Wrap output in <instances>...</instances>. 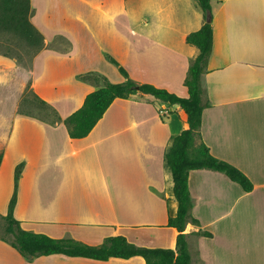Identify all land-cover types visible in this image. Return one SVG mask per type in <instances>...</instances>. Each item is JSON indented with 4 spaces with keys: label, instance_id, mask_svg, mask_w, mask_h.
Here are the masks:
<instances>
[{
    "label": "crops",
    "instance_id": "0c3cea01",
    "mask_svg": "<svg viewBox=\"0 0 264 264\" xmlns=\"http://www.w3.org/2000/svg\"><path fill=\"white\" fill-rule=\"evenodd\" d=\"M210 4L213 48L200 79L195 144L239 168L253 188L219 171L190 170L198 224L185 226L188 250L192 264H264V0ZM30 9L44 39L28 68L30 87L61 120L12 117L0 153V226L24 162L13 210L23 229L90 245L121 235L137 246L175 248L177 231L166 224L178 209L167 153L185 113L136 93L115 98L83 137H70L63 120L106 81L125 80L110 58L137 84L187 96L184 79L199 50L186 36L203 24L201 8L195 0H30ZM10 68L23 70L0 53V83ZM0 264L146 263L141 256L25 258L0 239Z\"/></svg>",
    "mask_w": 264,
    "mask_h": 264
},
{
    "label": "trees",
    "instance_id": "16d2710c",
    "mask_svg": "<svg viewBox=\"0 0 264 264\" xmlns=\"http://www.w3.org/2000/svg\"><path fill=\"white\" fill-rule=\"evenodd\" d=\"M195 1L203 12L204 22L199 29L186 36V42L195 45L199 50L184 79L187 96H178L149 83L137 84L129 79L124 67L119 65L115 59L110 58L111 62L118 66L125 80L117 83L106 81L101 87L89 92L82 105L63 120L70 137H83L91 131L115 98H127L136 93L153 96L169 105H177V108L185 113L186 126L174 137L173 144L167 153L178 209L176 215L169 217L166 224L177 231L175 248L137 246L121 235L108 237L99 245H90L72 238H54L23 229L20 221L13 215L17 201L18 182L24 165V162H20L14 170L13 193L4 216V230L9 237L0 235V239L17 249L23 257L62 254L107 260L110 257L141 256L146 264H192L185 226L189 221L195 224H198V221L190 214L193 203L188 185L189 171L201 168L219 171L231 181L239 184L244 191L252 190L253 183L239 168L212 155L204 142L200 141L195 144V137L199 136L204 107L200 79L213 48L211 0ZM30 12V0H0V36L17 37L23 43L22 46L28 55L33 57L43 48L44 39L41 32L31 23ZM208 15H210V20L207 19ZM0 53L12 57L3 52ZM81 77L85 78V75ZM136 85L138 89L134 88ZM41 102L51 110L52 117L50 119L36 118L43 121L48 120L52 124L61 120L55 109L44 100ZM21 113L32 116L29 113ZM200 234L209 236V233L204 231Z\"/></svg>",
    "mask_w": 264,
    "mask_h": 264
},
{
    "label": "rangeland",
    "instance_id": "374dc122",
    "mask_svg": "<svg viewBox=\"0 0 264 264\" xmlns=\"http://www.w3.org/2000/svg\"><path fill=\"white\" fill-rule=\"evenodd\" d=\"M22 44L20 39L15 36H0V52L14 57L23 67L22 71L19 68L5 70L4 79L0 83V153L5 136L9 132V124L16 113H29L32 115H28L29 117L35 116L44 119L52 117L51 110L42 104L41 99L33 93L30 87L28 68L32 56L28 55ZM109 65L115 67L112 64ZM23 72L27 74L25 75ZM4 225L0 226L1 236L7 235ZM7 237L9 236L7 235Z\"/></svg>",
    "mask_w": 264,
    "mask_h": 264
},
{
    "label": "water",
    "instance_id": "95a60500",
    "mask_svg": "<svg viewBox=\"0 0 264 264\" xmlns=\"http://www.w3.org/2000/svg\"><path fill=\"white\" fill-rule=\"evenodd\" d=\"M207 19L210 20V15H208V18ZM134 88L135 89H138V86L136 85V86H134Z\"/></svg>",
    "mask_w": 264,
    "mask_h": 264
}]
</instances>
